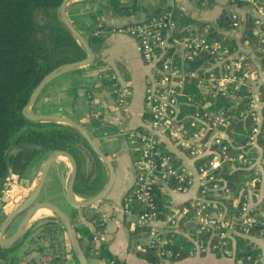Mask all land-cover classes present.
Listing matches in <instances>:
<instances>
[{"label": "built area", "instance_id": "1", "mask_svg": "<svg viewBox=\"0 0 264 264\" xmlns=\"http://www.w3.org/2000/svg\"><path fill=\"white\" fill-rule=\"evenodd\" d=\"M244 1L252 9L258 34L263 36L264 0ZM230 21V30L242 37L245 20L239 13L231 12ZM176 29L172 10L117 29L137 41L141 57L153 68L154 75L144 95L149 129H135L127 134L136 156L133 162L136 175L125 202L130 210L131 204L141 208V212H131L135 213L138 227L147 233L148 248L157 249L161 257L172 255L166 246L175 235L190 237V229L183 231L182 225L195 224L209 236L205 246L201 245L198 235L193 239L191 255H234V250H229L228 246L234 247L235 237L249 235L254 230L250 239L262 249L264 260V46H259L252 59L240 48L231 50L220 40L208 39L196 30H190L186 36H175ZM235 38L239 40V37ZM205 56L211 60L195 70H186V62ZM251 60L258 65L257 72L251 69ZM113 79L117 77L114 75ZM191 84L202 95L213 99L219 95L229 96L231 101L235 97L230 90L244 89L246 109L242 115L243 120L247 119L251 124L244 146H234L226 132L237 119L231 108L206 111L204 107L203 110L184 112V108L196 100V93L190 91ZM114 93L117 106H124L130 95L129 89L116 84ZM242 99H238L236 105L243 103ZM185 122L191 128L201 129L200 132L191 136ZM161 134L193 160L192 168L184 165L167 147ZM226 163L252 172L238 197L219 173ZM18 181L13 174L7 178L0 195V209L15 204L17 198L23 196L24 188L15 185ZM171 182L174 187L170 186ZM196 183L198 195L194 201L180 206L171 203L173 213L163 216L156 203V187L162 186L167 192L187 193ZM225 203H232L233 208L240 207L239 216H230L232 212ZM108 221L106 217L102 218L101 231L93 233L91 243L95 257L108 242L105 230ZM109 264L121 263L112 259Z\"/></svg>", "mask_w": 264, "mask_h": 264}, {"label": "trees", "instance_id": "2", "mask_svg": "<svg viewBox=\"0 0 264 264\" xmlns=\"http://www.w3.org/2000/svg\"><path fill=\"white\" fill-rule=\"evenodd\" d=\"M213 1L207 0L205 3L210 4ZM62 2L63 0H0V195L7 178L12 174L17 175L22 183L27 186L30 182L28 175L32 165L38 159L41 162L50 152L57 150L69 152L77 161L78 175L74 191L79 197H93L106 182L104 164L79 133L59 124L33 123L23 115V110L32 93L48 73L59 66L86 58L85 51L58 19L57 10ZM234 3L239 7L246 5L244 0H234ZM110 6L112 11L122 10L117 0H110ZM174 18L177 23L175 36H186L190 30H193L188 27L190 20L185 18L180 20L175 15ZM196 25L200 27L198 32H201L208 39H218L231 50L239 49L240 43L236 38L218 33L206 23H197ZM218 26L222 30L229 31L231 29L230 14L224 12L218 20ZM98 29L104 30L105 28L98 20H95V28L86 38L96 55L100 53L104 41L103 36L97 33ZM262 29L264 30V26ZM240 42L251 48L255 54L259 46H264V35L258 34L252 17L247 20ZM209 59L205 56L202 59H196L194 62H186V70H195L205 61L208 62ZM95 64L100 68L102 85L110 89L116 100L114 89L118 81L113 79L114 71L106 68L99 59ZM190 91L196 93V100L184 108V112L203 110L204 107H206V111H213L222 107L231 108L232 113L237 115V119L226 129V132L234 146H244L246 133L251 125L247 119L243 120L242 115L246 109L244 89L237 92L230 90L235 97L232 101L229 96L222 97L219 95L217 99H213L211 96L202 95L194 84H191ZM240 98H243V103L236 105ZM143 120L145 123L149 121V116L145 112ZM185 127L191 136L198 134L201 130L191 128L187 122H185ZM144 129L139 128L142 131ZM219 173L236 197L240 195L244 183L251 179H248L247 176L250 177L251 175L252 177L251 171L230 163H226ZM170 186L174 187V183L171 182ZM155 194L158 209L163 213V216L172 214L171 198L164 187L157 186ZM223 201L225 202V200ZM225 204L232 212L230 216H239L240 207L233 208L232 203ZM131 205L135 213L142 211L138 205ZM73 208L71 215L73 221L82 216L87 222L96 225L97 232L101 231L98 218L95 214L90 213V209L87 210L89 207L73 206ZM2 210L1 208L0 212ZM76 229L80 234L81 244L84 236H89L92 239L93 234L91 235L88 229L80 227H76ZM181 229L183 231L190 229V237L175 235L166 246L172 252L171 256L161 257L157 249L146 247L143 251L138 252V257L149 264H161L164 261L176 262L191 255L190 252L194 245L192 241L197 235L201 245L205 246L208 243L209 235L204 230H198L197 225H182ZM254 234L255 231L253 230L249 235H239L235 237L234 247L233 245L228 246L229 250H234L235 253L227 256L233 257L236 264H264L262 249L250 239V236ZM25 238H31L35 244L44 238H49L55 248L50 264L63 263V259H61L62 242L65 244L68 242V238L66 230L55 218H47L45 223L33 225L27 231ZM38 248L44 250L45 247L38 245ZM216 255L220 254L217 253ZM97 258L107 261L116 259L108 253L105 246L101 247ZM11 261H13L11 250H5L0 246V264H10ZM117 262L125 264L119 260Z\"/></svg>", "mask_w": 264, "mask_h": 264}, {"label": "crops", "instance_id": "3", "mask_svg": "<svg viewBox=\"0 0 264 264\" xmlns=\"http://www.w3.org/2000/svg\"><path fill=\"white\" fill-rule=\"evenodd\" d=\"M117 1L122 8L120 11L111 10L110 0L73 2L67 7V16L85 38L94 30L95 20H98L105 28L104 30H97V33L103 36L104 41L100 53L96 55V61L99 59L106 68L112 69L117 77L118 85L129 89L130 95L127 103L122 107L117 106L110 89L102 85L100 68L94 63L86 68L63 75L52 82L43 91L33 110L39 114L69 118L94 135L111 162L114 178L112 187L105 198L87 210L90 209V213L97 216L100 229V220L105 217L109 219L105 226L108 242L103 246L106 247L110 255L125 264H149L138 257V252L148 247V239L144 232L136 227L135 213L127 207L125 197L131 192L136 175L133 166L136 156L129 145L127 134L139 128L149 129L148 124L143 120L144 95L145 89L153 81L154 75L153 68L143 61L137 41L130 36L117 32V29L127 24L150 19L162 11L172 10L176 18L190 20L188 27L193 30L199 31L200 27L196 25L197 23H206L218 33L234 38L235 36L239 37L237 41L240 43V51L246 52L253 59L255 53H252L251 48L249 49L240 42L242 37L231 30H222L218 26V20L224 12L228 14L231 12L239 13L245 20V25L253 13L250 7L246 5L239 7L234 3V0H214L210 4L205 3L207 1L194 0ZM250 67L253 72L259 70L258 65L256 66L253 60L250 62ZM161 140L184 165L190 168L194 166L193 160L186 157L184 152L168 141L163 134H161ZM44 160L38 163L37 171L32 180L38 177ZM54 166L56 168L52 169ZM53 167L49 172L46 184L49 183L52 186V192L56 191L53 195L56 199L61 196L66 197L65 190L71 174V165L67 160H60ZM15 176L20 181V178ZM21 187L23 188V186ZM25 188L29 191L31 186L28 184ZM168 193L172 206L190 204L198 195V184H194L187 193H177L172 190ZM47 201L49 200L45 202ZM64 204L67 211L62 210L72 218L73 206L70 203ZM13 207V204H9L3 208L4 219L15 209ZM72 222L79 239L80 234L76 227L88 229L91 235L97 232L96 225L87 222L82 216L75 221L72 220ZM19 224L15 225L16 227L13 226L6 236L11 237ZM82 240L81 245L86 255L88 253V260L91 259L90 264H109V261L92 255L93 245L89 236H84ZM22 243L24 246L18 253H11V255L13 254V261L10 264H50L55 248L49 238L42 239L38 244L32 242L31 238H24L20 244ZM38 245H43L44 250H40ZM62 245V264H79L69 240L65 244L62 242ZM10 250L12 252L14 248ZM161 264L236 263L234 258L229 256L195 254L180 261H164Z\"/></svg>", "mask_w": 264, "mask_h": 264}, {"label": "water", "instance_id": "4", "mask_svg": "<svg viewBox=\"0 0 264 264\" xmlns=\"http://www.w3.org/2000/svg\"><path fill=\"white\" fill-rule=\"evenodd\" d=\"M81 0H63L62 4L57 10V15L60 23L66 28V30L72 35L75 41L82 47L86 53V58L74 62L59 66L50 73H48L40 84L35 88L32 93L28 104L23 110L24 117L33 123H54L69 127L79 133L89 144L90 148L98 159L104 164L107 169L106 182L103 188L93 197L81 198L75 191L74 186L78 175V164L75 158L67 151L57 150L50 152L41 167V171L38 177L35 179L36 185L33 183L24 201L16 207L3 221L0 229V246L5 250H10L18 246L29 228L31 227L30 221L33 215L41 210H49L54 215L49 218H55L61 223L66 230L67 238L72 247V250L77 258L79 264H90L86 253L84 252L80 239L77 236L71 217L63 211L57 205L50 202H38V199L46 185V181L49 172L53 165L60 160H67L71 165V174L65 190V196L68 202L72 206L76 207H91L100 203L113 184V167L111 162L103 152L99 142L96 140L94 135L79 123L62 116L57 115H44L36 113L33 107L37 100L40 98L43 91L56 79L68 73L86 68L93 65L96 62V54L92 51L87 39L83 36L81 31L74 25V23L67 16V7L73 3ZM20 216H23L17 230L11 237H7V232L11 227L12 223Z\"/></svg>", "mask_w": 264, "mask_h": 264}, {"label": "rangeland", "instance_id": "5", "mask_svg": "<svg viewBox=\"0 0 264 264\" xmlns=\"http://www.w3.org/2000/svg\"><path fill=\"white\" fill-rule=\"evenodd\" d=\"M39 162H40V160L38 159L37 162L35 164H33L32 167L30 168L29 175H28L30 177L29 186H31L32 183H33V181L35 180V179L34 180H32V179H33L34 174L37 171L38 163ZM55 168H56V166H54L52 169H55ZM21 184H23L21 180L18 181L17 184H15L18 187L23 186L24 193H23V196L20 197V199L19 198H17L18 200L16 199L17 202H15V204H13V206H14L13 208L18 207L24 201V199L26 198V194L29 193V191L25 188V184H23V185H21ZM35 185H36V181H35ZM51 189H52V186L49 183H47L46 186L44 187L43 191H42V194H41L40 198L38 199V202H45L46 200H49L53 204L59 206L61 209L67 211L66 210V206L64 204V203H69L68 200H67V198L64 197V196H61L59 199H56V197L53 196L54 193H56V191L55 192L54 191L52 192ZM49 201H47V202H49ZM4 217L5 216H4L3 212H0V229H1V226L3 224L2 221L5 220ZM22 218H23V216H20V217L17 218V220H15L16 222H14L13 223L14 225L12 224V226L9 228L7 234H9V231L11 230V228H13V226L16 227L21 222ZM47 218H49V217H47ZM47 218H43L41 220L36 221L35 223H32L31 224V227L33 225H40V224L45 223ZM135 224H136V227L139 228L138 225H137V219L135 220ZM141 231H143L144 234L147 236V233H146V231L144 229H141ZM23 246H24V243L20 244L19 246H16L11 253H13V254L18 253L19 250H21ZM89 261H91L90 258H89Z\"/></svg>", "mask_w": 264, "mask_h": 264}, {"label": "bare ground", "instance_id": "6", "mask_svg": "<svg viewBox=\"0 0 264 264\" xmlns=\"http://www.w3.org/2000/svg\"><path fill=\"white\" fill-rule=\"evenodd\" d=\"M53 215L54 214L49 210H41L33 215L30 224L35 223L36 221L41 220L43 218L52 217Z\"/></svg>", "mask_w": 264, "mask_h": 264}]
</instances>
